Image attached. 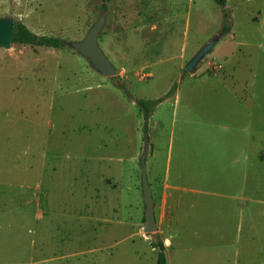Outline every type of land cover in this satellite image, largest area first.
Instances as JSON below:
<instances>
[{
	"label": "rangeland",
	"instance_id": "obj_1",
	"mask_svg": "<svg viewBox=\"0 0 264 264\" xmlns=\"http://www.w3.org/2000/svg\"><path fill=\"white\" fill-rule=\"evenodd\" d=\"M102 3V0H0V17L12 16L36 34L67 42L81 41L106 10L97 41L117 70L114 77L102 76L67 45L56 50L30 45L44 54L40 55L42 61L47 58L50 67L47 74L56 77L49 158L54 155L60 156V160L65 156L85 159L77 160L81 165L79 169L71 168V173L80 172L83 207L90 213L100 212L104 216L113 212L112 215L119 213L124 219L137 217L143 221L139 157L144 133L134 99L161 97L173 84L178 89L177 98L174 100L172 95L157 105L148 121L146 134L149 149L151 141L154 143L159 176L169 142L174 156L187 137L184 134L191 135L196 126L200 127L196 122L201 124L198 115L203 116L205 104L216 120L215 130L225 131V110L235 94L252 87L254 94L264 101V0H226L223 7L212 0H107L105 9ZM4 4H12L13 10H7ZM226 20L230 22V30L221 33ZM220 33L212 50L187 72L184 69L187 62ZM15 44L9 49L0 48V54L12 47L22 49ZM14 62V58L9 59L3 68L13 67ZM0 77L1 84L9 88L17 84L13 74ZM238 123L245 121L240 117ZM247 126L254 133L264 132V117L261 122L250 119ZM61 163L65 167L63 159ZM57 170L53 202L59 206V199L72 198L68 194L70 186L65 185L70 179L62 173L63 169ZM72 185L79 190L78 181ZM204 202L195 213L202 215L200 225L210 227L214 211L208 199ZM252 205L264 209L261 204ZM219 223L226 222L221 219ZM31 229L32 232L19 236L18 257L8 253L2 256L5 260L0 258L3 262L35 264L30 256L49 259L55 254L54 261L46 260V264H156V250L140 240H124L123 233L98 236L97 241L89 235L78 237L76 233L67 242L62 229L64 235L55 236L57 244H47L39 254L36 249L40 242L53 240L48 235L38 237ZM158 231L143 233L151 240L159 237L166 246ZM30 242L34 248H29ZM110 244L114 247L112 257L108 263L106 260L98 263L96 258L102 251L97 248ZM164 253L167 264H263L264 219L244 220L239 229L236 223L231 226L230 221L217 235L179 234L171 238Z\"/></svg>",
	"mask_w": 264,
	"mask_h": 264
},
{
	"label": "crops",
	"instance_id": "obj_2",
	"mask_svg": "<svg viewBox=\"0 0 264 264\" xmlns=\"http://www.w3.org/2000/svg\"><path fill=\"white\" fill-rule=\"evenodd\" d=\"M4 6H8L7 10L14 8L12 4ZM15 45H21L22 49L12 47L11 51L0 54V75L8 77L13 74L17 78L15 87L9 88L1 84L3 78L0 77V258L5 260L2 256L8 253H12L13 258L18 257L19 236L32 232L31 227L38 237L48 235L53 240L41 241L36 249L39 254L48 247L47 244H57L54 243L55 236L64 235L62 229L67 242L74 239L76 233L78 237L89 235L94 241L98 236L123 233L124 240H140L153 250L150 236L142 231L144 218L143 221L137 217L136 220L124 219L119 213L112 215L113 212L102 216L98 214L100 212L93 214L85 205L83 207L84 184L79 179L80 172L71 173V168L79 169L81 164L78 165L77 160L83 162L85 159L65 156L62 158L65 162L63 167L60 156L49 158L56 77L55 74H47L50 67L45 56L44 62L41 60V52H36L30 45ZM12 58L15 59L13 67L4 69ZM177 95L178 89L174 100ZM234 97L225 110V131L215 130L216 120L205 104L203 116L198 115L201 124L196 122L200 127L196 126L191 135L184 134L187 137L178 145L174 156L173 145L169 142L164 168L159 170V176L155 147L151 141L146 157L147 178L157 229L160 236L168 241L164 250L170 245L171 238L182 233L217 235L229 226L230 221L231 226L236 223L239 229L244 220L264 219V209L252 205L264 206V132L254 133L247 126L250 119L263 121L264 101L254 94L252 87ZM240 117L245 124L238 123ZM57 168L63 169L62 173L70 179L65 185L67 188L70 186L68 194L72 198L59 199V206L53 202ZM48 179L52 182L47 183ZM77 181L79 190L72 188V183ZM100 184L104 186V179ZM205 199L214 211L210 216V227L200 225L202 215L195 213ZM221 219L226 223L220 224ZM30 247L34 248L31 242ZM111 247L97 248L102 251V255L96 258L98 263L105 260L108 263L113 254L114 247ZM134 253H138L137 248ZM54 255L49 259L54 261ZM33 257L29 259L35 264H46L49 260L40 255ZM1 259L0 264H7Z\"/></svg>",
	"mask_w": 264,
	"mask_h": 264
},
{
	"label": "water",
	"instance_id": "obj_3",
	"mask_svg": "<svg viewBox=\"0 0 264 264\" xmlns=\"http://www.w3.org/2000/svg\"><path fill=\"white\" fill-rule=\"evenodd\" d=\"M106 10H103L97 20L86 32L81 41H67L66 45L88 60L92 68L104 77H114L117 70L100 48L97 37L105 22ZM14 18L12 16L0 17V48L9 49L12 44ZM221 33L211 38L205 43L187 62L184 69L191 72L195 65L208 54L221 37ZM149 151V140L144 134L143 149L139 157L140 184L142 201L144 206L143 218L145 225L142 231L146 234L157 231V224L154 217V201L147 178L146 157Z\"/></svg>",
	"mask_w": 264,
	"mask_h": 264
},
{
	"label": "trees",
	"instance_id": "obj_4",
	"mask_svg": "<svg viewBox=\"0 0 264 264\" xmlns=\"http://www.w3.org/2000/svg\"><path fill=\"white\" fill-rule=\"evenodd\" d=\"M107 0H102V8L105 9V2ZM215 4L223 7L226 0H212ZM224 17L227 19L228 13L224 10ZM230 30V22L226 20L221 28V33H226ZM12 43L22 44V45H38L46 46L52 48H63L66 45V41L53 36L40 35L29 30L22 22L14 19L13 32H12ZM123 88V87H121ZM177 90L176 84L170 86V88L161 97L155 99L147 98H136L134 103L137 107L138 112L142 118V131L144 134L147 132L148 121L154 112L157 105L166 99L170 98L175 94ZM151 246L156 250V264H167L166 257L164 253V245L162 240L156 236L155 240L150 239ZM264 264V262H263Z\"/></svg>",
	"mask_w": 264,
	"mask_h": 264
},
{
	"label": "bare ground",
	"instance_id": "obj_5",
	"mask_svg": "<svg viewBox=\"0 0 264 264\" xmlns=\"http://www.w3.org/2000/svg\"><path fill=\"white\" fill-rule=\"evenodd\" d=\"M165 244L168 245V241H165Z\"/></svg>",
	"mask_w": 264,
	"mask_h": 264
}]
</instances>
